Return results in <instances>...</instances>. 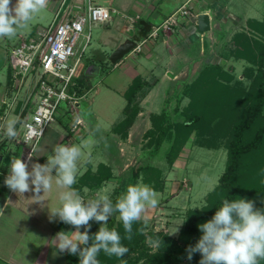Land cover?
<instances>
[{"label":"rangeland","instance_id":"1","mask_svg":"<svg viewBox=\"0 0 264 264\" xmlns=\"http://www.w3.org/2000/svg\"><path fill=\"white\" fill-rule=\"evenodd\" d=\"M195 1L193 0L192 2L194 3ZM192 2L187 7H191L193 10ZM229 7L241 19L243 18V22L251 17L257 20L264 19V0H231ZM259 24L256 21L247 22L245 23L247 26H244L245 29L237 32V34L235 33L234 38L231 37L230 33H226L224 34L225 36L216 40L214 45L215 50L213 52L215 59L212 60L211 55L206 56V59L202 60V67L201 64H192L191 78H188V73L185 70L179 71L178 77H176V80H173L176 85L175 89L172 88L167 96H165V87L170 84L171 79L169 81L166 80L165 82L167 84L163 88L165 91L162 92V90H159L153 97V102L157 101L156 108L153 110L146 109L140 120L137 121L136 119L128 130L121 129L120 133L125 132L128 134L126 138H122L120 136L122 134L119 133L120 135H118L112 131L114 125L121 123L124 117L123 111L127 105V101L123 93L131 85L130 79L124 75L121 68H118L119 65L115 66L110 62V57L116 49L115 44L119 38V34L117 30L115 31L112 28H92L89 45L82 52V47L85 44V40L82 38V43L81 41L79 42V46L77 47L78 52L75 58H73V61L80 58L81 64L84 66L83 73L75 81L77 87L74 90L78 92L80 97L79 111L84 121H88L93 128L89 136L84 137L80 143L77 142L72 145L78 146L81 150V157L77 162V173L87 165L89 160L93 163V172L97 171L98 164L106 162L109 165L112 164L115 175L113 181L115 183L108 185L105 183L104 188L102 187L100 190L84 189L80 196L85 201L95 199L99 196H108L114 204V201L117 199L115 190L119 186V177L121 175H129L132 168L137 169L143 165H148L154 168L149 172L152 184L159 182L164 186L165 191H157L156 199L158 200V205L155 208L147 209L141 219L144 222L146 233L163 232L177 239L189 212H201L209 209L211 204L214 203L213 194L215 188L218 186L219 179L225 172L228 159L227 143L231 131L230 127L234 123L233 121L224 120L226 123H222L224 125L221 129H218L217 126L220 118L218 120L217 118L212 120L210 115H212L211 112L215 108L213 106L222 104L224 100H230L235 105L234 98L237 99L238 95L244 101L242 105H245L247 93L245 91H249L251 81L255 77L252 76L250 78V72L247 73V69L254 70L255 74L256 67L251 66V64H248L247 61L242 59L237 58L238 61H235L234 57L249 54L251 50L253 52L255 48L264 44V37L258 33L261 27ZM19 32H16L15 36L8 38L5 46L0 51V61L2 60V56L4 58L6 57L2 61V65L7 60V68L10 66L11 49L20 44V41L18 42L17 39ZM88 33V29H86L85 34ZM159 35L162 36V33L160 32ZM231 58L232 62L229 61ZM72 63L70 61V64ZM210 66L219 68L213 74L212 84V87H215L212 95L217 99V102L215 104V102H211L207 98H201L197 101L198 109L204 110L207 113V118L199 125V129L192 131L185 146L178 154L173 156V153H170V155L167 153L174 145V137L176 136V132L172 129V138L169 139L170 136H166L159 153L154 157H150L151 151L154 150L150 146L153 137L148 138L146 133L150 130H156L155 138L158 137V129H155L156 123L158 122L157 120L161 119L165 107L168 109L170 117L176 125H181L187 121L189 115H192L194 112V109L189 107L191 99L188 96H183V93L186 87L195 82L201 71L205 67ZM174 68H180V64L177 63ZM156 71H159V77H161L163 71L160 68H157ZM197 71L199 73L194 78V74ZM110 87L115 90L113 91ZM25 95L26 88L23 93L21 92L20 97L18 96V100L23 101ZM205 96H209V94L207 93ZM167 101H170L168 105H166L168 103ZM141 105L142 101L139 103L140 112L143 110ZM30 106L33 107V101ZM217 111L219 115V109ZM67 112L68 106L66 103H63L60 107L59 116L61 114L66 115L65 113ZM153 116H158L159 118L155 119ZM58 117L51 124L40 144L32 152L31 163L45 164L47 160H43L44 158L41 159L40 154L45 151L47 154H50V157L53 156L55 147L60 145V135H67L64 126L65 123L62 125L60 123L62 119ZM67 119L70 133V118L68 117ZM207 127L210 130H206ZM220 130L223 133L219 132ZM4 135L5 133L0 135V138L4 137ZM23 136L24 129L21 128L16 138L22 141ZM12 146L15 147V145ZM112 149H114V154L111 157L108 151ZM12 152L20 158L21 150L12 148ZM170 160H172V163ZM29 170H31V164L29 165ZM55 175V172H53L51 190L41 193L40 196L42 203L47 202V210H43L40 221H42L43 217L45 218L50 215L51 210L60 206V193L67 191V189L59 188L56 185ZM141 180H139V184H143ZM13 194V201L19 202V199H21L20 194L14 192ZM33 195L34 193L31 191L26 192V198L37 201ZM8 212L4 218L9 215ZM112 217L109 218L108 224ZM115 221L117 223L121 221L119 215H116ZM178 226L179 231L176 234H172ZM70 229L75 228L71 227ZM29 234L34 235V232L29 230ZM152 251H156V245L152 246Z\"/></svg>","mask_w":264,"mask_h":264},{"label":"crops","instance_id":"2","mask_svg":"<svg viewBox=\"0 0 264 264\" xmlns=\"http://www.w3.org/2000/svg\"><path fill=\"white\" fill-rule=\"evenodd\" d=\"M88 1L94 6L104 7L117 12L112 15V19L109 22L96 25L99 28L117 30L119 34L115 44V48H117L128 40L137 42L136 36L140 38L143 35L136 30L138 22L143 21L146 24L145 29L153 31L189 0H48L46 7L34 14L32 20L28 22L25 28L17 30V32L20 31L19 35L17 34L18 42L33 38L37 36V33L48 28L54 22L58 11H60V19L64 17L72 18L78 13H84ZM230 1L196 0L194 3L192 2L194 15L181 19L178 27L174 28L173 31L168 33L161 32L162 36L150 38L143 45L140 53L131 52L115 65H119L118 68H121L131 83L135 78L142 77L146 83H150L152 86L148 94L141 100L143 110L137 116V121L140 120L146 109L153 110L156 108L157 101L153 102L156 92H159V90L163 92L166 89L165 96H167L172 88L175 89L176 85L173 80H176L178 73H180L179 71L185 70L188 73V78H191L192 64H201L202 67V60L206 59V56L211 55V59H215L213 52L216 40L225 36L224 34L226 33H230L231 37L234 38L235 33L243 31L245 29L244 26L249 25H245V23L264 20H257L251 17L246 18L247 20L243 22V18L241 19L229 7ZM12 3L15 4V0H12ZM137 16L140 17L137 24L133 27L129 26L130 23H128L127 17ZM6 41H8V37H0V51L5 46ZM137 56L139 57L135 58ZM127 57L128 59H126ZM5 58L2 56L0 61V116L5 112L9 113L1 135L5 133L8 121L17 120L22 104H11L13 93L9 82L12 73L10 66L6 67L8 65L7 60L2 65V61ZM234 60L238 61L235 57ZM177 63L180 64V68L175 69L174 66ZM157 68L163 71L161 77H159V71H156ZM198 73L197 71L194 74V78ZM170 79L169 83L171 85L169 84L165 87V84H167L165 81ZM164 87L165 89H163ZM110 88L112 89V87ZM112 90L114 91L115 89ZM2 102L7 103V105ZM65 117L67 116L64 114L58 117L62 119L60 121L62 125L63 123L68 124V117ZM85 125L84 131L78 135H71L69 127L66 128L67 135H60L59 144L69 146L77 142L80 143L84 137L90 135L93 128L88 121L85 122ZM21 128V125L15 124L17 135ZM17 141L16 137L8 138L6 135L0 138V208H3V212L0 213V264H65L66 252L60 253L51 244L52 239L60 232L57 231V228L61 221L58 217L51 218L50 215L43 217L42 221H40L43 210H47V202L37 203V201L26 198V193L20 194L21 199H19V202L13 201L14 194L12 195L13 192L4 183L6 176L9 174L11 161L18 158V155L13 154L12 148L21 150V159L32 158V154L29 155L27 147ZM12 145H15V147ZM40 156L41 159L47 160L50 154L44 151ZM88 164L93 166V163L89 160L87 165L79 170L77 176H82L86 172ZM114 183L115 181L111 180L107 182V185ZM7 212L9 215L4 218ZM2 220L4 221L1 223ZM29 230H32L34 235L29 234ZM73 231L75 229L68 228L64 232Z\"/></svg>","mask_w":264,"mask_h":264},{"label":"trees","instance_id":"3","mask_svg":"<svg viewBox=\"0 0 264 264\" xmlns=\"http://www.w3.org/2000/svg\"><path fill=\"white\" fill-rule=\"evenodd\" d=\"M256 23H260L259 26L261 27L258 33L264 37V21H256ZM145 27L146 24L143 21L138 22L136 25V30L143 34L140 38L136 36L137 42L147 39L151 34L152 31L145 29ZM236 58L245 60L251 66L256 67V73L254 74V70L252 71V69H247V73L250 72V78L252 76L255 77L251 81L249 91H245V93L247 92L245 105H242L244 101L238 95L237 99L234 98L235 105L230 100H224L222 104L213 106L215 108L211 112L212 115H210L212 120L220 118L217 126L218 129H221L224 125L222 123H226L224 120L234 122L230 127L231 131L227 143L228 159L226 168L224 174L219 179L218 186L215 188L213 194L214 203L211 204L209 209L201 212H189L177 239L163 232L146 233L144 222L141 220L132 224V238L130 240L124 239L127 234L124 231L123 223L122 221L118 223L115 221L116 215H119L118 213L113 214L114 216L107 227L109 229H116L120 233L122 237L121 242L129 251L124 257L120 258L109 256L101 251L97 257L100 264H199L202 258L201 254L194 253L192 259L188 260L186 250L189 246H195L202 236L198 225L210 220L224 199L247 198L255 201L256 208L264 209V203H261V199L264 198V44L255 48L253 52L251 50V53L243 56L237 55ZM218 69L211 66L205 67L195 82L186 87L183 96H188L191 99L189 107L193 108L194 112L192 115H189L185 123L176 125L171 119L168 109L165 107L161 119L157 120V123L155 122V129H158V137L155 138L156 130H150L146 133L148 138L153 137L150 146L154 150L151 151L150 157H154L159 153L166 136H170L169 139L172 138V129L176 132V136L174 137V145L167 153L169 155L173 153V156H175L185 146L192 131L200 128L199 125L205 121L207 113L204 110L198 109L197 101L201 98H207L216 104L217 99L212 95L215 87H212V84L213 74ZM9 85H12L11 77ZM151 88L150 83H146L142 77H137L133 80L124 93L127 101V105L123 111L124 117L121 123L114 125L112 128L113 133L122 134L120 135L122 138L128 136L125 132L120 133L121 129L128 130L132 126L140 113L139 103ZM207 93L209 96L204 97ZM217 109L220 111V116L217 114ZM229 121L228 123H230ZM64 126L68 128V124H64ZM206 130H210V128L207 127ZM219 132L223 133L222 130ZM108 154L112 157L114 149L108 151ZM170 162L172 163V160ZM153 169L151 166L143 165L137 169L132 168L129 175H121L118 179L119 186L115 190L117 199L126 191L129 184H138L141 179L143 184L150 186L156 192L163 191L164 186L162 184L159 182L152 184L150 180L149 172ZM114 176L112 164L101 163L98 165L96 172H93L92 166L88 164V169L82 176L76 178V183L72 185V188L79 195L82 194L84 189L100 190L105 183L113 180ZM90 224L89 235L92 236L99 230L101 224L96 221H90ZM71 227L73 226L61 221L57 231L64 232L67 228ZM80 230L84 231V228L82 227ZM153 245H156V251L154 252L152 251ZM65 264H79V256L66 252ZM258 264H264V259L259 260Z\"/></svg>","mask_w":264,"mask_h":264},{"label":"clouds","instance_id":"4","mask_svg":"<svg viewBox=\"0 0 264 264\" xmlns=\"http://www.w3.org/2000/svg\"><path fill=\"white\" fill-rule=\"evenodd\" d=\"M47 3L48 0H15L13 4L12 0H0V37L15 36ZM15 124V119L8 121L5 131L8 138L16 137ZM80 157L78 146L61 144L55 147L54 155L45 164L31 163V157L13 159L4 183L17 194L31 191L37 203H42L41 193L51 190L55 172L56 185L67 191L60 193V206L50 211V217H58L75 231L58 232L51 241L52 246L60 253L78 255L79 264H100L97 257L101 251L109 256L124 257L129 249L122 244L120 233L107 227L109 218L119 214L127 234L124 239L130 240L132 224L141 220L147 209L158 205L157 192L146 184H129L115 204L108 196L85 201L72 188ZM90 221L102 222L92 236L89 235ZM82 227L84 231L80 230ZM198 228L202 236L195 246L187 248L188 260L194 253L201 254L199 264H258L264 259V209L256 208L254 200L224 199L213 217ZM178 231L179 226L172 234Z\"/></svg>","mask_w":264,"mask_h":264},{"label":"built area","instance_id":"5","mask_svg":"<svg viewBox=\"0 0 264 264\" xmlns=\"http://www.w3.org/2000/svg\"><path fill=\"white\" fill-rule=\"evenodd\" d=\"M187 1L178 11L169 16L157 28L153 29L149 37L136 42L132 53H140L143 45L150 38H157L159 33H168L178 27L180 20L194 15ZM117 13L104 7L94 6L88 1L84 13L74 17L60 19L57 12L54 22L37 36L22 40L17 47L10 51L11 91L13 99L11 104H21L16 120L24 129L22 141H17L27 147L29 155L37 148L44 138L47 130L59 116L63 103L68 106L65 113L70 118V134L78 135L83 132L86 125L79 111L80 97L74 90L78 79L84 71L80 58L73 61L82 38L85 44L82 52L91 41V31L96 25L109 22L112 15ZM129 26L137 24L140 17H127ZM88 29V34H85ZM70 61L73 63L70 64ZM26 88L23 101L18 96ZM20 97V96H19ZM33 101V107L31 103ZM4 105L7 103L2 102ZM2 106V105H1ZM10 106V105H9ZM9 112L0 116V135L4 131L3 125Z\"/></svg>","mask_w":264,"mask_h":264},{"label":"water","instance_id":"6","mask_svg":"<svg viewBox=\"0 0 264 264\" xmlns=\"http://www.w3.org/2000/svg\"><path fill=\"white\" fill-rule=\"evenodd\" d=\"M136 42L132 40H128L122 44H120L114 53L110 57V62L116 65L120 62L126 55H129L136 47Z\"/></svg>","mask_w":264,"mask_h":264}]
</instances>
